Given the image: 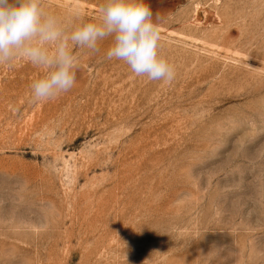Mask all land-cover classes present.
Instances as JSON below:
<instances>
[{"label": "rangeland", "instance_id": "374dc122", "mask_svg": "<svg viewBox=\"0 0 264 264\" xmlns=\"http://www.w3.org/2000/svg\"><path fill=\"white\" fill-rule=\"evenodd\" d=\"M144 2L171 83L110 41L48 102L0 64V264H264V0ZM102 3L42 0L69 28Z\"/></svg>", "mask_w": 264, "mask_h": 264}, {"label": "clouds", "instance_id": "9594fccd", "mask_svg": "<svg viewBox=\"0 0 264 264\" xmlns=\"http://www.w3.org/2000/svg\"><path fill=\"white\" fill-rule=\"evenodd\" d=\"M95 21L69 28L45 10L42 0H0V64L22 58L44 73L30 84L34 103L48 102L76 84L73 48L100 51L110 41L106 59L123 61L137 76L171 83L175 68L160 55L161 33L144 0H103Z\"/></svg>", "mask_w": 264, "mask_h": 264}]
</instances>
